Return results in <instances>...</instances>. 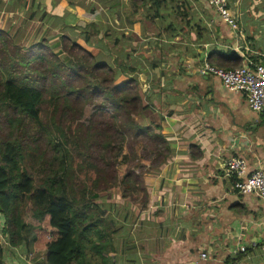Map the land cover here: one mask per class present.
<instances>
[{"label":"crops","instance_id":"1","mask_svg":"<svg viewBox=\"0 0 264 264\" xmlns=\"http://www.w3.org/2000/svg\"><path fill=\"white\" fill-rule=\"evenodd\" d=\"M228 6L233 28L208 0H0V27L16 43L54 45L66 35L97 61L138 70L171 154L144 176L145 208L132 202L125 215L118 190L105 200L118 204L117 264H264V198L235 191L225 174L232 157L245 160L247 174L264 171V110L201 71L216 50L239 56L240 66L264 62V0Z\"/></svg>","mask_w":264,"mask_h":264},{"label":"trees","instance_id":"2","mask_svg":"<svg viewBox=\"0 0 264 264\" xmlns=\"http://www.w3.org/2000/svg\"><path fill=\"white\" fill-rule=\"evenodd\" d=\"M209 61L241 65L220 50ZM137 71L97 61L66 35L54 45H22L0 27V219L8 244L0 242V264L27 261L37 241L27 232L43 220L52 229L38 264H117L118 204L109 209L105 200L116 189L130 201L124 209L145 208L144 176L171 154Z\"/></svg>","mask_w":264,"mask_h":264},{"label":"built area","instance_id":"3","mask_svg":"<svg viewBox=\"0 0 264 264\" xmlns=\"http://www.w3.org/2000/svg\"><path fill=\"white\" fill-rule=\"evenodd\" d=\"M208 1L220 21L230 28L236 27V18L230 11L228 0ZM201 71L218 77L226 89L243 93L251 110L256 112L264 110V62L252 60L239 67L224 69L204 61ZM245 169V160L240 157H232L226 163L225 174L234 177L233 189L241 194L254 191L264 198V171L258 170L247 174ZM2 227L3 221L0 219V242L3 246H7L5 234L1 232ZM251 245L255 246L256 243L253 242ZM261 248L264 251V243ZM240 250L244 251L245 247L241 246ZM201 256L204 257L205 254Z\"/></svg>","mask_w":264,"mask_h":264},{"label":"rangeland","instance_id":"4","mask_svg":"<svg viewBox=\"0 0 264 264\" xmlns=\"http://www.w3.org/2000/svg\"><path fill=\"white\" fill-rule=\"evenodd\" d=\"M90 112V107L87 106L85 108V115H87ZM116 189L113 190V192L111 193V200H115L116 199ZM120 196V195H119ZM127 200V199H126ZM130 202L129 200H127V203ZM131 211L130 207L127 209H120V211L126 212V211ZM26 217V219L28 220L29 223H32V225H34L36 223L35 220H33L31 218V210H30V206H27V209L25 211L24 214ZM36 226H32L33 230L30 229V231H28V237L30 235H34L37 234V241L36 244L34 243L32 245L31 250H29L30 252L23 254L24 256H26L27 261H24L23 259V264H38L41 263L42 261H44L45 259V243L50 239V233L48 231V227H47V222L46 220L42 221L40 224H36ZM52 236V235H51ZM15 257V255H14ZM16 258V257H15Z\"/></svg>","mask_w":264,"mask_h":264}]
</instances>
